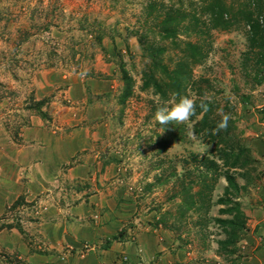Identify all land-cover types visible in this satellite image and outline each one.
<instances>
[{
    "label": "rangeland",
    "instance_id": "obj_1",
    "mask_svg": "<svg viewBox=\"0 0 264 264\" xmlns=\"http://www.w3.org/2000/svg\"><path fill=\"white\" fill-rule=\"evenodd\" d=\"M147 1L0 0V130L16 139L28 115L38 114L37 101H43L39 110L45 116L51 94L67 85L59 80H92L93 87L83 83L82 92L87 105L97 102L102 110L98 118V123L104 122L106 127L102 147L116 173L110 185H119L137 195L141 203L151 205L157 219L190 243L195 252L210 254L215 248L220 256H234L241 262L245 226L238 233L233 253H222L216 243L224 237L211 220L213 216L224 217L218 213L219 205L213 203L222 194V177L211 192V204L204 217L203 209L190 208L184 214L178 211L181 187L175 176L182 171V158L189 152L208 155L212 143L196 137L190 121L160 125L154 114L158 102L166 101L151 89H140L145 61L134 31L146 24V15H156L144 10ZM249 1L224 0L232 10L230 14L235 15L234 21L226 30L210 31L211 47L203 61L192 68L194 78L208 80L204 96L230 116V132L238 139L236 146L246 149L242 155L246 164L235 174L242 186L235 197L242 213L251 205L249 199L264 193V145L257 143L264 139V50L248 49L247 27L238 10ZM254 1L247 3L253 16ZM261 13L264 16V0ZM156 37L149 35L150 40ZM162 44L168 46L167 42ZM81 72H87L84 79L79 76ZM40 73L58 80L59 85L56 83L43 99H35L33 79ZM124 78L129 79L130 88L122 98ZM61 99L59 104L69 105L67 98ZM170 131L178 132L179 141L166 144ZM6 210V215L0 217V229L13 227L22 232L18 220L22 221L23 216L24 220L35 218L27 210L22 216V202L8 204ZM11 256L0 248V264L22 263L16 254Z\"/></svg>",
    "mask_w": 264,
    "mask_h": 264
},
{
    "label": "crops",
    "instance_id": "obj_2",
    "mask_svg": "<svg viewBox=\"0 0 264 264\" xmlns=\"http://www.w3.org/2000/svg\"><path fill=\"white\" fill-rule=\"evenodd\" d=\"M45 74L33 79L35 99L59 85ZM59 81L67 85L51 94L46 117L30 113L16 139L0 130V217L8 204L40 199L46 205L39 217L25 220L22 232L0 229L7 257L14 253L21 264H264V193L242 209L243 261L215 248L195 252L151 205L110 185L116 173L102 147V110L97 102L87 105L82 92L83 83L93 87V81ZM62 97L69 105L58 103ZM257 143L263 147L264 139Z\"/></svg>",
    "mask_w": 264,
    "mask_h": 264
},
{
    "label": "trees",
    "instance_id": "obj_3",
    "mask_svg": "<svg viewBox=\"0 0 264 264\" xmlns=\"http://www.w3.org/2000/svg\"><path fill=\"white\" fill-rule=\"evenodd\" d=\"M148 0L144 6L146 12H156L154 16H147L146 24L134 31L144 68L141 71V90L151 89L160 100L167 101L174 93L188 95L196 101V114L190 118L194 135L201 136L208 143H212L210 154L189 152L182 158L179 178L181 199L178 207L180 214L187 209L198 211L203 209L204 217L211 201L210 195L217 180L222 177L225 185L221 196L213 202L218 207V213L224 217H212L217 223L224 237L216 241L222 253H233L238 233L244 226V215L235 200L242 188L235 180V174L246 164L242 158L246 151L243 146H236L237 136L230 131V125L225 130L214 134L217 122L221 116L217 104L212 100L205 101L208 111L199 108L200 98L204 97V86L208 80L202 77L194 78L193 66L200 64L211 47L210 31L226 30L234 21V14L224 0ZM248 1V0H247ZM249 2H252L250 0ZM247 2V3H249ZM247 3L238 9L247 27L245 38L248 49L257 47L264 50V16H262L263 0L254 1L255 16L247 7ZM188 7V8H187ZM231 10V11H230ZM148 12V13H149ZM150 21L152 24H148ZM157 36L156 40L149 39V35ZM167 42L168 46L163 45ZM166 56V57H165ZM260 60V58H259ZM258 61V58H257ZM263 77L257 79L261 82ZM125 85L122 98H125L130 88L129 79L124 78ZM37 112L43 101H37ZM180 135L170 131L166 144L179 141ZM194 173H196L195 176ZM195 178V179H194ZM196 187V188H195ZM194 189H196L194 191ZM202 224V220H198Z\"/></svg>",
    "mask_w": 264,
    "mask_h": 264
},
{
    "label": "clouds",
    "instance_id": "obj_4",
    "mask_svg": "<svg viewBox=\"0 0 264 264\" xmlns=\"http://www.w3.org/2000/svg\"><path fill=\"white\" fill-rule=\"evenodd\" d=\"M86 75L87 72H81L79 74L81 79H84ZM210 99L211 98L207 95L200 98L199 108L202 111H208L205 101ZM196 108L197 104L193 98L188 95L174 93L166 102H158L154 118L162 126L169 123L186 124L190 118L196 114ZM218 115L221 116V119L217 122L216 128L213 130L214 134L219 133L221 130H225L230 119V116L223 113L222 110L218 112ZM191 134L192 133L189 132V135Z\"/></svg>",
    "mask_w": 264,
    "mask_h": 264
},
{
    "label": "built area",
    "instance_id": "obj_5",
    "mask_svg": "<svg viewBox=\"0 0 264 264\" xmlns=\"http://www.w3.org/2000/svg\"><path fill=\"white\" fill-rule=\"evenodd\" d=\"M45 208H46V205L44 203H42L40 201V199H37L34 202L29 203V205L28 204H22V216H23L25 210H27V212L30 213L33 217H39L41 215V212L44 211ZM8 212L11 213L10 210H8ZM16 220H17V218H16ZM18 221L20 223L22 222V224L25 222L23 217H22V221L20 219ZM82 248L86 249V248H88V246L86 244H84L82 246Z\"/></svg>",
    "mask_w": 264,
    "mask_h": 264
}]
</instances>
